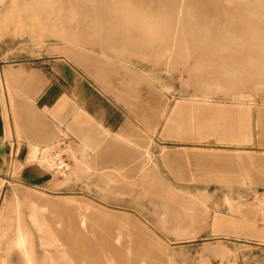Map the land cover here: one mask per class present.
<instances>
[{"label":"rangeland","instance_id":"1","mask_svg":"<svg viewBox=\"0 0 264 264\" xmlns=\"http://www.w3.org/2000/svg\"><path fill=\"white\" fill-rule=\"evenodd\" d=\"M1 33L3 66L48 45L95 81L115 77L138 119L128 162L60 145L37 160L51 192L3 172L0 264H264L224 236L254 197L161 164L177 150L264 156V0H0Z\"/></svg>","mask_w":264,"mask_h":264},{"label":"crops","instance_id":"2","mask_svg":"<svg viewBox=\"0 0 264 264\" xmlns=\"http://www.w3.org/2000/svg\"><path fill=\"white\" fill-rule=\"evenodd\" d=\"M54 51L47 45L33 60L3 66L0 34V177L14 166L20 170L23 184L47 192L56 186V177L37 160L48 150L67 144L100 164L128 162L134 152L138 119L135 98L120 100L115 77L111 82L95 81ZM239 114L233 119L239 126L234 129L237 134L247 129L249 122L246 115ZM258 128L263 136L261 118ZM143 131H147L145 126ZM248 152L177 150L171 152L173 164L168 156L161 157V164L170 176H179L173 169L189 167L193 178L200 179L204 173L207 187H215V191L254 197L239 215H230L224 236L254 245L264 255V156ZM183 154L190 156L188 166H180ZM112 166L105 167L110 170Z\"/></svg>","mask_w":264,"mask_h":264}]
</instances>
